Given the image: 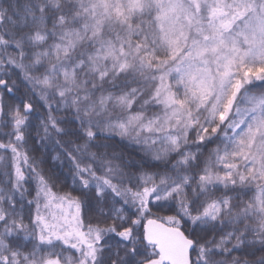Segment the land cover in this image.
Returning a JSON list of instances; mask_svg holds the SVG:
<instances>
[{"label": "snow or ice", "instance_id": "snow-or-ice-1", "mask_svg": "<svg viewBox=\"0 0 264 264\" xmlns=\"http://www.w3.org/2000/svg\"><path fill=\"white\" fill-rule=\"evenodd\" d=\"M0 264H264V0H0Z\"/></svg>", "mask_w": 264, "mask_h": 264}]
</instances>
